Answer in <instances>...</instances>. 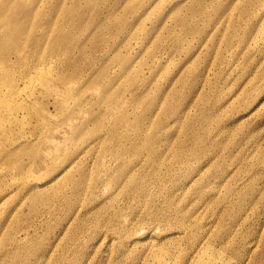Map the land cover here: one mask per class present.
Listing matches in <instances>:
<instances>
[{
	"label": "rangeland",
	"instance_id": "1",
	"mask_svg": "<svg viewBox=\"0 0 264 264\" xmlns=\"http://www.w3.org/2000/svg\"><path fill=\"white\" fill-rule=\"evenodd\" d=\"M0 8V264H264V0Z\"/></svg>",
	"mask_w": 264,
	"mask_h": 264
},
{
	"label": "bare ground",
	"instance_id": "2",
	"mask_svg": "<svg viewBox=\"0 0 264 264\" xmlns=\"http://www.w3.org/2000/svg\"><path fill=\"white\" fill-rule=\"evenodd\" d=\"M55 5H57V3H55L53 6H55ZM52 6V7H53ZM53 11V10H52ZM4 13V11L3 10H1V8H0V14H3ZM21 14H23V11H21V12H19V13H14V16H20ZM50 53H52V51H49ZM13 55H17L18 57H22L21 56V51H17V52H13L12 53ZM39 54V53H38ZM37 55V53L35 54V57H36V59L38 58V60L40 59L41 60V57H42V55L41 56H36ZM34 58V57H33ZM43 58V57H42ZM145 134V133H144ZM27 150L26 149H24V152H26ZM19 155V154H18ZM17 155V156H18ZM156 155V154H155Z\"/></svg>",
	"mask_w": 264,
	"mask_h": 264
}]
</instances>
